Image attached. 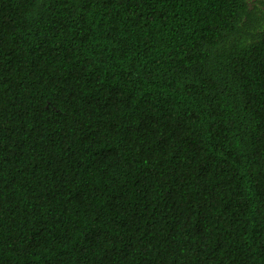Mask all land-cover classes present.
Returning <instances> with one entry per match:
<instances>
[{
    "label": "trees",
    "instance_id": "obj_1",
    "mask_svg": "<svg viewBox=\"0 0 264 264\" xmlns=\"http://www.w3.org/2000/svg\"><path fill=\"white\" fill-rule=\"evenodd\" d=\"M0 264H264V0H0Z\"/></svg>",
    "mask_w": 264,
    "mask_h": 264
}]
</instances>
